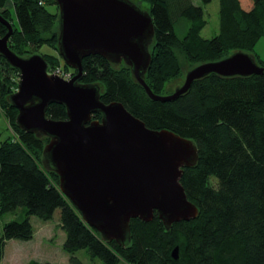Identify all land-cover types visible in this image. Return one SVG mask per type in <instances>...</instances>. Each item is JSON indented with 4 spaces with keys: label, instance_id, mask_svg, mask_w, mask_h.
<instances>
[{
    "label": "trees",
    "instance_id": "16d2710c",
    "mask_svg": "<svg viewBox=\"0 0 264 264\" xmlns=\"http://www.w3.org/2000/svg\"><path fill=\"white\" fill-rule=\"evenodd\" d=\"M139 1L149 5L154 26L151 63L144 75L153 94L164 96L166 82L180 76L177 53L198 66L242 51L264 68L252 55L264 37V0H246V5L242 0H218L219 32L210 39L200 35L206 25L203 7L191 0ZM0 15L12 26L7 42L11 52L27 58L48 45L59 55V9L54 0H0ZM6 34L0 22V38ZM42 58L48 70L60 63L59 56ZM18 82V70L0 56V115L13 131L5 138L0 135V219L19 208L24 215L21 222L3 225L0 262L8 241L32 240L31 217L48 222L59 210L68 264H83L76 256L81 250L102 264H264V73L231 78L210 74L194 81L175 101L160 102L147 97L126 65H113L98 55L82 60L77 85L98 86L102 103H120L146 128L173 132L197 149V163L184 169L180 183L198 217L168 230L156 212L150 223L131 220L125 247L104 243L61 193L58 175L44 166L43 150L50 139L16 123L18 111L10 99ZM45 116L67 119L65 107L58 104L49 105ZM101 118L92 116L94 121ZM175 248L176 260L171 255Z\"/></svg>",
    "mask_w": 264,
    "mask_h": 264
},
{
    "label": "water",
    "instance_id": "95a60500",
    "mask_svg": "<svg viewBox=\"0 0 264 264\" xmlns=\"http://www.w3.org/2000/svg\"><path fill=\"white\" fill-rule=\"evenodd\" d=\"M59 9L57 49L63 63L76 71L66 81L48 75L39 55L22 58L7 46L12 26L0 15L7 34L0 38V56L19 72L11 103L16 123L28 133L50 139L43 154L47 168L59 177L61 193L80 213L83 222L104 243L125 247L130 222L150 223L157 213L166 230L172 224L198 217L180 180L184 169L194 168V143L168 130H150L122 104H104L98 86H80L82 60L98 55L113 65L124 63L135 82L152 101L172 102L194 81L215 74L223 78L262 75L250 54L237 51L191 69L180 87L169 95L151 92L144 75L151 63L147 45L153 41L151 16L128 0H54ZM51 104L64 106L67 119L45 116ZM101 114L100 121L92 116ZM178 249L172 251L177 259Z\"/></svg>",
    "mask_w": 264,
    "mask_h": 264
},
{
    "label": "rangeland",
    "instance_id": "374dc122",
    "mask_svg": "<svg viewBox=\"0 0 264 264\" xmlns=\"http://www.w3.org/2000/svg\"><path fill=\"white\" fill-rule=\"evenodd\" d=\"M134 4L141 12L148 13L149 5L147 3L141 2L139 0H128ZM192 4L195 6L203 7L204 19L206 25L201 31L200 35L203 39H210L216 36L219 32V4L218 0H213L210 4L203 6L201 0H191ZM243 4L247 2L242 0ZM11 7V3H8ZM12 8V7H11ZM48 10L55 13V8L50 6ZM13 23L17 26L15 18H12ZM182 26L183 24L180 23ZM178 36H181L180 32H177ZM152 45L149 43L147 45L148 51H150ZM35 55H57L56 51L44 45L34 52ZM255 54L259 60L262 62L264 67V37H262L257 43L252 55ZM180 62V76L177 78L170 79L164 85L163 93L164 95H169L173 91L180 87L184 81L185 75L197 65L190 64L183 55L177 53ZM60 63L54 68L47 69L48 75L58 74L59 78L66 80L69 77L75 76L76 72L71 68H65L61 57L59 56ZM55 63H58L57 61ZM54 63V64H55ZM124 63H120L116 66H122ZM75 72V73H74ZM17 91V90H16ZM13 131L7 124L3 114L0 115V135L1 138L11 136ZM43 136V135H42ZM24 218L22 209H17L15 213L7 214L2 219H0V235L2 233V227L5 223L15 221L21 222ZM30 223L34 229V236L30 241H17L11 240L6 243L4 256L0 264H29L35 262L38 264H65V259L67 255L62 250V244L65 239L64 232L60 229V211L57 210L53 218L48 222H42L35 217L30 218ZM76 256L81 260L83 264H102L98 259H90L84 250L78 251ZM68 264V262H66ZM124 264V263H120Z\"/></svg>",
    "mask_w": 264,
    "mask_h": 264
},
{
    "label": "built area",
    "instance_id": "2783aa9c",
    "mask_svg": "<svg viewBox=\"0 0 264 264\" xmlns=\"http://www.w3.org/2000/svg\"><path fill=\"white\" fill-rule=\"evenodd\" d=\"M54 75H55V76H59L58 74H54ZM68 80H70V78H69V77L67 78V81H68Z\"/></svg>",
    "mask_w": 264,
    "mask_h": 264
},
{
    "label": "crops",
    "instance_id": "0c3cea01",
    "mask_svg": "<svg viewBox=\"0 0 264 264\" xmlns=\"http://www.w3.org/2000/svg\"><path fill=\"white\" fill-rule=\"evenodd\" d=\"M66 262H68V257L65 259V264H66Z\"/></svg>",
    "mask_w": 264,
    "mask_h": 264
}]
</instances>
